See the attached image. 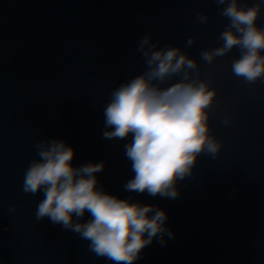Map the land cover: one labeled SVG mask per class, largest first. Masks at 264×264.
I'll return each mask as SVG.
<instances>
[{"label":"water","instance_id":"water-1","mask_svg":"<svg viewBox=\"0 0 264 264\" xmlns=\"http://www.w3.org/2000/svg\"><path fill=\"white\" fill-rule=\"evenodd\" d=\"M221 7L217 0H0V264H115L79 233L37 219L43 193L23 190L24 173L48 138L73 146L74 165L104 161L96 175L106 191L166 211L174 236L165 234V245L154 239L133 264H264V77L233 74L238 47L211 63L201 59L202 49L222 43L229 20ZM146 33L158 47L195 58L190 78L216 89L209 127L221 147L199 154L176 198L127 191L131 135L103 136L110 92L147 68L137 50Z\"/></svg>","mask_w":264,"mask_h":264},{"label":"clouds","instance_id":"clouds-1","mask_svg":"<svg viewBox=\"0 0 264 264\" xmlns=\"http://www.w3.org/2000/svg\"><path fill=\"white\" fill-rule=\"evenodd\" d=\"M217 3L223 5L219 13L229 23L218 36L222 43L202 49L201 59L211 63L238 47L240 54L231 62L233 74L248 82L264 77V25L257 24L264 0ZM199 19L206 21L207 15ZM191 43L190 37L187 44ZM158 44L151 33L140 39L137 50L147 68L110 92L104 105L103 136L124 139L131 135L124 145L134 172L124 185L127 191L176 198L180 194L177 182L192 173L199 154H216L221 147L209 127L216 89L206 80L190 78L187 70L198 67L195 58L178 46ZM224 123H229L228 118ZM37 149L39 159L30 162L23 181L26 193H43L37 219L47 216L79 233L92 251L115 264H133L154 239L165 245V234L174 236L165 224L164 209L131 196L121 198L98 184L96 173L104 169V161L74 165L75 149L58 138L39 141ZM86 212L89 218L82 220Z\"/></svg>","mask_w":264,"mask_h":264}]
</instances>
